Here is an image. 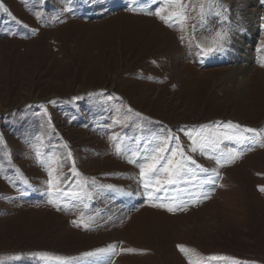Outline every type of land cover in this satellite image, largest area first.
I'll use <instances>...</instances> for the list:
<instances>
[{
	"label": "rangeland",
	"instance_id": "1",
	"mask_svg": "<svg viewBox=\"0 0 264 264\" xmlns=\"http://www.w3.org/2000/svg\"><path fill=\"white\" fill-rule=\"evenodd\" d=\"M0 264H264V0H0Z\"/></svg>",
	"mask_w": 264,
	"mask_h": 264
},
{
	"label": "bare ground",
	"instance_id": "2",
	"mask_svg": "<svg viewBox=\"0 0 264 264\" xmlns=\"http://www.w3.org/2000/svg\"><path fill=\"white\" fill-rule=\"evenodd\" d=\"M240 21L238 22V30L240 32L246 33L247 36L252 37V31H253V23H252V19H250V17L248 16V14H244L240 17ZM252 23V24H251ZM236 58L238 60L241 59H245L247 63L248 60V51L244 50L242 53H240L239 50H236V52L233 53ZM246 56V58H245ZM219 57V56H218ZM241 57V58H240ZM227 59V58H226ZM237 63L235 64L236 68L231 70V74H230V79L233 81V83L235 84L236 88H241L247 81H246V75H247V71L246 69L243 68V66L245 65V63H242L240 61H236ZM256 88V87H255ZM262 89V88H261ZM259 92V91H258ZM263 93V92H262ZM128 202L132 201V199H127L125 198Z\"/></svg>",
	"mask_w": 264,
	"mask_h": 264
},
{
	"label": "snow or ice",
	"instance_id": "3",
	"mask_svg": "<svg viewBox=\"0 0 264 264\" xmlns=\"http://www.w3.org/2000/svg\"><path fill=\"white\" fill-rule=\"evenodd\" d=\"M209 51H212V49H209ZM244 131L255 132V129L245 128ZM195 150H196L195 148L192 149V151H195ZM163 159H164V157L162 155L159 157V159H157L156 157H153L152 163H149L145 167L141 168V171H140L141 177H144L145 175H148V174L155 175V173L158 171V166H159L160 160H163ZM169 164L171 165L172 162L169 161ZM169 182L170 181H165V183H169ZM145 187H147V185H145ZM157 191H160V189H157ZM169 210H171V209H169Z\"/></svg>",
	"mask_w": 264,
	"mask_h": 264
}]
</instances>
